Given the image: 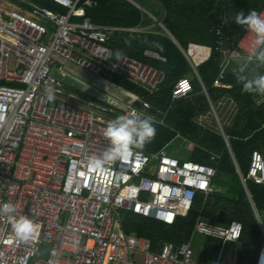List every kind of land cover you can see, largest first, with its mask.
I'll return each instance as SVG.
<instances>
[{
    "label": "built area",
    "instance_id": "built-area-1",
    "mask_svg": "<svg viewBox=\"0 0 264 264\" xmlns=\"http://www.w3.org/2000/svg\"><path fill=\"white\" fill-rule=\"evenodd\" d=\"M53 1L68 12L32 4V12L25 13L0 3V205L14 203L18 214L40 225L32 238L19 240L0 214V264H48L51 255L38 257L46 243L57 253L56 264H139L140 254L144 264H203L190 242L154 251L150 240L126 233L122 223L124 214L133 212L174 224L189 213L198 194L216 191V168L165 150L134 148L100 170L89 169L87 161L109 148L103 132L115 118L65 98L68 79L80 77L77 69L97 76L117 73L151 94L161 91L166 73L129 55H115L108 41L118 28L85 16L80 0ZM260 15L264 18V9ZM226 25L224 21L216 29L219 49ZM256 38L247 31L232 52L244 68L259 51ZM147 54L167 61L158 52ZM48 87L55 90L54 101L45 95ZM192 92L191 78H180L173 103ZM139 101L140 106L128 105L122 115L152 116L151 101ZM240 175L246 187L248 180L264 185L262 152L253 151L247 175ZM243 231L238 220L222 224L200 218L195 226L196 234L224 243L238 241ZM255 264H264V245Z\"/></svg>",
    "mask_w": 264,
    "mask_h": 264
},
{
    "label": "trees",
    "instance_id": "trees-1",
    "mask_svg": "<svg viewBox=\"0 0 264 264\" xmlns=\"http://www.w3.org/2000/svg\"><path fill=\"white\" fill-rule=\"evenodd\" d=\"M7 1L23 6H27L26 1H35L55 11L67 13L66 8L56 5L52 0ZM94 1L97 4L87 7V15L97 24L136 27L144 22V18H147L143 10L129 0ZM161 1L166 10L163 23L180 45L161 27H159L160 34L115 31L108 41V46L115 55L126 54L152 64L163 70L167 76L161 91L151 94L122 75H109L126 90L151 101L153 105L151 114L159 115L160 118L166 114L164 124L158 122L159 119L153 118L157 129L156 135L140 149L147 153H158L179 134H183L192 141V133L196 129L192 118L200 111L195 104L196 100L190 96L173 103L172 94L177 81L188 73H193V65L202 77L213 102L216 103L222 97L231 95L242 107L241 116L232 129L225 128L229 141L220 133H206L201 130L199 142L188 152L195 161L211 163L216 167L218 177H214V184H216L215 181H220L219 185L222 189L209 195L207 201H205L204 194H198L188 216L179 217L174 224H166L133 212H126L122 223L123 229L127 233H135L148 238L152 243V249L158 251L166 243L180 244L191 240L200 216L226 224L238 220L243 223L244 231L242 237L233 242L238 252L237 264H254L263 245L264 237L237 172L235 161L240 167H245L244 175H247L253 151L264 148V102L258 104L256 102L258 94L242 91V84L237 80V75L240 73L231 72L221 77L219 36L216 29L222 22L227 21L225 32L229 35L230 46L232 49L237 47L239 40L248 30L245 25L234 21L236 14L243 11L247 15L250 10H255L260 14L264 8V0ZM147 50L159 52L167 58V61L148 58L145 54ZM243 74L249 78L253 76ZM218 79L221 85L231 87L215 86ZM193 85L195 90L202 91V85L196 77ZM136 105H140V102ZM212 155H218L219 158L217 156L216 161H212ZM247 184L263 219L264 185L256 184L251 180H248ZM201 246L202 249L197 251L200 261L205 264H217L223 248L222 241L205 237Z\"/></svg>",
    "mask_w": 264,
    "mask_h": 264
},
{
    "label": "crops",
    "instance_id": "crops-1",
    "mask_svg": "<svg viewBox=\"0 0 264 264\" xmlns=\"http://www.w3.org/2000/svg\"><path fill=\"white\" fill-rule=\"evenodd\" d=\"M91 1H92V4L89 5V4H87V0H85L83 4H82L83 0H80L79 5L82 8L85 9V16H88L87 15V7H91V6L97 4L96 1H94V0H91ZM129 1L132 2L133 4H135L140 9H142L143 12L147 15V18H144V22L142 24H140L139 26H136V27L112 26V27H116L118 29H114L113 31H111L110 35H112V33L115 32V31H128V32H134V33H157V34H160L161 32L159 30L160 29L159 27H161L171 38H173V40L177 44H179L178 40L172 34V32L165 25H164L165 27H163L159 23V20H161L162 23H163V18L165 17V14H166L165 6H164V4H163V2L161 0H145V1H137V0H133L132 1V0H129ZM1 4L3 6H5V7L9 8V9H15V10H18V11H23L25 13H31L32 12V10H33L32 4L40 5L39 3H36L35 1H26L27 6L16 5L14 3H11V7H10V6H7V5H5L3 3H1ZM56 5H59L60 7H63L62 5H60L58 3H56ZM143 5H145V6H143ZM40 6H44V5H40ZM44 7H46V6H44ZM63 8H66V7H63ZM67 12H68V9H67ZM63 14H65V13H63ZM88 17H90V16H88ZM73 19L76 20V21H79V20H82L83 17L82 16H73ZM167 30L170 33H168ZM110 38H111V36H110ZM235 48L232 49V47L230 46L229 35L227 34V32H225L224 38H223L222 47L220 49L221 77L223 76V74H227V73H231V72L232 73L233 72L239 73V69L241 67L244 68V61H242L240 59H235V58L232 57V52L235 50ZM147 51H154V50H147ZM147 51L145 52V54H146V56L148 58L159 60V59H156V58H153V57L149 56L147 54ZM155 52H157V51H155ZM163 62H165V61H163ZM190 63L192 65V61L191 60H190ZM193 69H194L193 73L190 72V73H188L185 76H189L191 78L192 84H193L194 78L196 77L200 81V84L202 85V91L195 90L194 89V85H193V92H192V95H190V96H192V98H194L196 100L195 104L197 105V107L200 110L198 112V115H196L195 117L192 118L193 125L196 128L193 131L194 133H192V138H193L192 139V144L195 145V144H197V142H199V138L201 137V135H200L201 130L205 131L206 133H208V132L209 133H220L228 140V138L226 137V134H225V128L227 130L228 129H232L234 127V125L237 123V121L240 120V116H241L240 112H241L242 107H241L240 103L237 100H235L234 97H232L231 95H226V96L222 97L221 99H219L216 103H214L213 100L211 99L209 93H208V90H207L206 86L203 83L202 77L200 76L197 68L194 65H193ZM78 70L79 69L75 70L76 74L78 73ZM244 73L251 74L253 76H255V75H264V66H262V68H259L258 62H256V61L251 62V63H249L247 65L246 68H244ZM111 74H117V73H114V72H111V71H105L104 73H102V75H100V80L99 81L101 82V84H104L106 92H108L110 87H115V88L117 87L118 89H122V92H124L125 97H127L128 96L127 95V91L128 90H126L125 88L120 86L118 83H116L113 79H111V77L109 76ZM79 78L76 79V78H72L71 77L70 79H68V87H67L68 91L71 90V89L78 91L77 89H74L73 86H74V81H79ZM128 81H130V80H128ZM215 86L231 87L230 85H221V81L219 79L215 82ZM79 91H81V94L85 93L82 90H79ZM128 93H132V92L128 91ZM132 94H134V93H132ZM88 96H90V99H89V100H91L90 103H87V102L84 103V102H82V101H80V100H78L76 98L71 97L70 95H67V94H66L65 98L70 100V102L72 101L76 105H78V106H80L82 108L91 110V111H93V112H95L97 114L106 115V116L114 117V118L122 115L124 108H122L120 104L115 103L116 106H114L113 104H110L108 102V100H103V99L99 100L96 97L94 98V96L93 97H91V95H88ZM190 96H188V97H190ZM188 97H186V98H188ZM93 101H95V103H96V101H98L101 104V107L95 106V103H93ZM101 101H103V103L105 105H103L101 103ZM139 102H140L139 101V97H138V95H136L135 102L132 103V104H128L127 103V105L140 106L141 103H140V105H136V103H139ZM256 102L258 104H262L264 102V93L258 94ZM151 115H152V117L154 119H156V120L159 119L158 122H161V123L164 124L166 114L162 118H160L159 115L158 116L155 115V114H151ZM180 137H182L183 139L186 138L183 134H179L175 139L180 138ZM228 144H229V142H228ZM229 147H230V145H229ZM164 150L165 151H169L168 150V146L165 147ZM230 150L232 152L231 147H230ZM260 150H261V152H263V155H264V148L263 147L261 149L259 148V151ZM176 154H180L181 155L180 157L192 158L190 153H188V152H179L178 151ZM232 154H233V152H232ZM216 156H218V155H216ZM233 156H234V154H233ZM218 158H219V156H218ZM207 164H211V163H207ZM211 165H213V164H211ZM235 165H236V168L238 169L239 175H240V172L244 175L245 173L241 170V167L239 166L237 161H235ZM244 176H246V175H244ZM240 178H241V175H240ZM241 181H242V179H241ZM242 183H243V181H242ZM243 186L245 187V190H246V192L248 194L249 199L252 198V199H250V202H251L252 208H253V210L255 212V215H256V217H257V219L259 221V225H260L262 233H263L264 220L262 219V217L260 216V214L258 212V209L256 208V205H255V203L253 201V197H252V195L250 194V192L248 190V184H247V187H246L244 185V183H243ZM218 190H219V188L216 189V191H218ZM200 194H204V193H200ZM204 195L206 197L205 201H207V198H208L209 195L208 196L206 194H204ZM190 211H189V213H190ZM188 214L186 216H188ZM186 216H182V217H186ZM200 218L206 219L203 216H200L198 218V220ZM198 220H197V222H198ZM206 220H209V219H206ZM209 221H213V220H209ZM213 222L221 223V222H218V221H213ZM162 223H165V222H162ZM166 224H168V223H166ZM222 224H226V223H222ZM130 234H135V233H130ZM197 236H202V235L196 234L195 233V229H194L192 239L187 241V242H190L193 245V247H194V244H195V242L197 240ZM204 237H207V236H204ZM263 237H264V233H263ZM187 242H184V243H187ZM222 243H223V248H222V252H221L220 258L217 261V264H221V260H222L223 253H224V245L229 243V242L224 243L222 241ZM230 243H233V242H230ZM166 244H173V245L178 246V245H181L183 243H180V244L166 243ZM166 244H164V245H166ZM263 245H264V239H263ZM263 245H262V247H263ZM162 247L158 251H160L162 249ZM262 247H261V249H262ZM194 249H195V257H196L197 251L201 250L202 246H199V247L194 248ZM260 250H259V252H260ZM259 252H258V254H259ZM258 254H257V256H258ZM237 256H238V252H237ZM257 256L255 258L254 264L256 262ZM196 260H198L200 263H203L202 261H200V257L199 256L196 257ZM237 261H238V258H237ZM203 264H205V263H203Z\"/></svg>",
    "mask_w": 264,
    "mask_h": 264
},
{
    "label": "clouds",
    "instance_id": "clouds-1",
    "mask_svg": "<svg viewBox=\"0 0 264 264\" xmlns=\"http://www.w3.org/2000/svg\"><path fill=\"white\" fill-rule=\"evenodd\" d=\"M234 21L237 24L245 25L248 31L256 34V45L259 51H254L247 58L246 62H259L264 64V18L255 11L250 10L247 15L243 11L238 12ZM237 80L242 84V91L247 93H264V75H255L249 78L244 73V68L239 69ZM45 95L49 101L56 99L55 90L52 87L45 89ZM155 121L152 116L145 115H120L110 121L104 129L103 135L109 142V148L99 156H94L87 161L89 169L100 170L105 165L123 159L134 148H142L156 135ZM0 214L6 215L7 223L10 225L15 236L19 240L32 238L39 230V223L25 214H18L14 203L0 205ZM52 259L48 264H56L55 250L51 252Z\"/></svg>",
    "mask_w": 264,
    "mask_h": 264
},
{
    "label": "rangeland",
    "instance_id": "rangeland-1",
    "mask_svg": "<svg viewBox=\"0 0 264 264\" xmlns=\"http://www.w3.org/2000/svg\"><path fill=\"white\" fill-rule=\"evenodd\" d=\"M0 3H3L11 7V3L7 0H0ZM258 64H259V68H262V66H264V64H261L259 62ZM78 73L80 75L79 81H74V86H73V88L77 89L78 91L73 90V89L68 91L67 89V95H70L71 97L76 98L84 103L85 102L90 103L91 100H89L90 96L88 95H91V97L94 96V98L96 97L99 100L103 99L102 94L106 92V89L104 87V84H101V82L99 81L100 76L94 75L90 73L89 71H83L81 69L78 70ZM79 90H82L85 93L81 94V91ZM107 93L109 94V99L107 100L110 104H115V103L120 104L121 107L124 109L125 107H128L127 103L132 104L136 100V95L132 93H128L127 91L128 96L125 97V94L124 92H122V89H118L117 87L116 88L110 87ZM103 100H106V99H103ZM93 103H95V101H93ZM101 103L105 105L103 101H101ZM95 106L101 107V104L98 101H96ZM193 147L194 145L192 144L191 140H189L188 138L183 139L182 137H180V138L173 140L168 145V150L172 155L175 156V154L178 151L179 152H189ZM176 155L179 157L181 156L180 154H176ZM188 158L180 157L181 160L188 159ZM241 170L243 172L246 171L244 166H241ZM237 172H238V169H237ZM215 177L216 178L218 177V173L215 175ZM215 182H216L215 184L216 187L219 189H222V186L219 185L220 181H215ZM203 238L205 237L204 236L197 237V240L194 244V248H197L202 245ZM51 250H52L51 245L47 243L44 244L42 246L41 252L38 254V257L47 259L51 254ZM197 256L198 254L196 255V257ZM237 258H238L237 248L233 246V243L229 242L225 244L221 264H237ZM139 264H144V256L142 254L139 255Z\"/></svg>",
    "mask_w": 264,
    "mask_h": 264
},
{
    "label": "water",
    "instance_id": "water-1",
    "mask_svg": "<svg viewBox=\"0 0 264 264\" xmlns=\"http://www.w3.org/2000/svg\"><path fill=\"white\" fill-rule=\"evenodd\" d=\"M132 1H133V0H132ZM159 23H160L163 27H165L161 20H159ZM167 31H168V30H167ZM168 33H170V32L168 31Z\"/></svg>",
    "mask_w": 264,
    "mask_h": 264
}]
</instances>
